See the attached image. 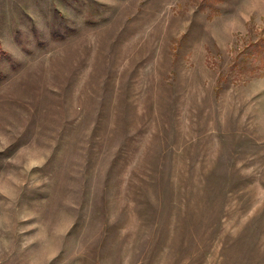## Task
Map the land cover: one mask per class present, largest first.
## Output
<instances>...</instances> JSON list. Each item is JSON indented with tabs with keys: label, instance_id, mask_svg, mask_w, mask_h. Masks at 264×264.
I'll return each instance as SVG.
<instances>
[{
	"label": "rangeland",
	"instance_id": "1",
	"mask_svg": "<svg viewBox=\"0 0 264 264\" xmlns=\"http://www.w3.org/2000/svg\"><path fill=\"white\" fill-rule=\"evenodd\" d=\"M0 264H264V0H0Z\"/></svg>",
	"mask_w": 264,
	"mask_h": 264
}]
</instances>
